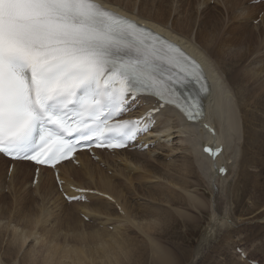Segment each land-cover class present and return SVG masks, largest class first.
Segmentation results:
<instances>
[{
  "label": "bare ground",
  "instance_id": "6f19581e",
  "mask_svg": "<svg viewBox=\"0 0 264 264\" xmlns=\"http://www.w3.org/2000/svg\"><path fill=\"white\" fill-rule=\"evenodd\" d=\"M96 1L102 3L106 8L152 28L168 40L184 47L202 64L206 77L210 80V84L206 87L208 91L200 96L204 107L202 122L188 121L177 110L166 107L158 116L159 124L155 130L156 135H154L156 138L147 142H155L159 145L160 140H158V137L161 134L175 138L176 142L180 141L181 143V141H184L189 155L182 160L180 170L187 172V174L191 170V173L194 172V176L203 178L208 184L209 190L213 192L220 190L223 196L227 195L226 192H228L229 188L225 187V181L229 180L231 182L235 180V187L238 183L244 182L245 186L241 185V187L243 188V195H245L244 188L250 185L251 179H254L252 187L257 191L256 194H251L257 198L256 200L259 199V203L263 202L258 196L255 173L250 170L258 167L257 160H244L241 162V158L245 132L244 120L249 117L255 120L256 131L260 122L264 124V120H261V116H258V107H261L260 110L264 111V55L253 58L258 54L264 53V47H251L246 51L240 49L233 54L232 47L217 51L215 47L206 46L212 44L214 37L216 40L230 39V41H237V44L246 45L245 39L250 34L246 32V27L249 26L250 20L257 19L259 15H261L260 21L263 24V28L258 33L253 32L255 26H252L253 29L249 30L252 35L263 37L264 14L262 11H264V4L251 6L249 3L252 0H215L218 5L220 4L227 8L226 13L229 14L230 21L234 23L233 30L230 31L226 26L217 27L215 18L205 17L199 28H197V34L192 36V31L196 28L197 18H194L188 10L183 13L185 16L180 12V7L184 8L186 0ZM209 1L191 0V3L193 8H196L197 12L202 15L207 5L212 9L219 7L217 4L215 6L210 5L211 2ZM175 5L177 6L176 10H174ZM174 12L177 13V19L170 22ZM186 13H190L191 16L186 15ZM182 22L184 27H181ZM218 32L221 33L220 38L219 36L217 37ZM244 34L246 35L244 36ZM231 35L234 36L233 40ZM229 76L232 77V82L229 80ZM248 88L252 90H247ZM248 94L254 97L260 96V100L249 98ZM249 99L252 100L249 105L253 109L251 115H248L243 110V106H248L247 102ZM203 122L208 124L214 132L212 133L210 129H206ZM174 131L177 133L176 137H174L175 134L173 135ZM259 142L257 131V134L252 135L247 142L251 147L249 150L250 154L257 155ZM205 144L222 145L224 150L216 160H213L210 156L203 153L202 150ZM170 145L165 146L170 151H166L164 157H159L161 161L160 167L151 163L149 155L154 151L150 149L145 153L141 151H122L114 156L104 154L99 162H94L86 154H82L80 167L67 164L61 169L62 177L66 182L65 189L70 185L85 189H95L110 195L114 202L99 195H88L87 203H75L64 207L62 202L58 200L61 199L63 201L64 199L59 193L53 173L50 170L42 172L38 184L33 190L34 169L29 163H16L11 178L7 183L4 172L7 171L9 162L0 156V264H17L19 262H17V258L25 248V253L20 257V263L18 264H27V262L29 264H38L39 262L40 264H125V261H130L138 253L139 256H135L136 261H133V263L139 264L143 258V255H141L142 250L136 247L137 253H135L134 240H132L133 238L130 235H125V225L135 227L152 243L149 247L151 249L149 259H151L153 264H156L153 259H158L162 264H185V260L181 255L182 251L170 253L159 246L160 243L162 244L159 235L157 242L155 237H153L155 236L154 233L150 232L153 226H159L166 220L167 212L165 211L163 216L159 215L156 220H151L149 214L153 204L146 202V206H141L132 201L136 195L140 197L138 193L140 188H142L141 192L152 201H156L159 198V200L167 202L169 204L167 205L172 207L177 203L171 195H168L172 190L167 186H164L168 190L167 193L159 190L154 192L151 187L146 185L147 190L145 191L142 185L138 186L143 182L139 183L137 181L139 184L135 186L134 183L137 182H134L135 178L132 177L133 175L131 176L132 171L135 173L140 172L141 175H138L139 181L145 180L149 183L152 182L151 180L168 178L173 186H179V182L174 178L175 169L174 171L170 170V167L175 166L179 160L174 158L168 163L165 162L167 157L175 154V150L172 148L174 143L173 146L171 145L172 147ZM163 148L164 144L161 149ZM153 155L155 154L153 153ZM102 163L104 164L103 168L100 166ZM222 166L227 169L225 176L220 175L218 172V169ZM113 168H115V171L112 170ZM119 169L130 171L126 172V180L124 174L118 173ZM110 170L113 171L111 175L109 174ZM119 172L122 171L119 170ZM29 181L31 186L26 188ZM189 184L190 182L186 180H183L180 184L186 195L183 200L202 212H204L202 209L205 208L212 215L211 221L213 219V224L211 227L223 230L224 226L228 224L227 218L217 216V213L220 214L218 208H213L208 204L213 202L212 200L207 198L203 200L196 192L188 191L192 187L186 188ZM4 190H8V193H5ZM131 192H134L133 196H128ZM30 193L33 194L32 197ZM139 197L135 198L138 199ZM256 206L259 209L257 210L258 215L262 213L260 211L264 210V202ZM81 215L90 217L92 222H85L81 219ZM178 215L185 220L195 218L188 214V211H180ZM137 216H139V219ZM4 221L6 222L3 223ZM219 222H221V225H219ZM113 225L117 228H114L115 232L111 233L107 228ZM65 232L66 234L63 235ZM69 233L71 236H68V238L67 234ZM8 235L9 237L6 240ZM214 235L215 232L210 230L206 234L204 242H207ZM101 236L104 240L111 239L113 243L101 245V243L97 242ZM30 238H33V242L37 243L32 244L33 242H30L27 246L28 241L31 240ZM5 241L6 245L4 247ZM45 241L46 246L40 244H45ZM121 242L125 243L124 247H122ZM126 242L129 243L131 248ZM39 244L43 247L45 246V250H43L45 253L41 257V261L38 257L39 254L42 255L37 248ZM3 247L5 251H2ZM189 254L187 252L185 258ZM234 262L236 264H246L248 261L243 262L237 255Z\"/></svg>",
  "mask_w": 264,
  "mask_h": 264
},
{
  "label": "snow or ice",
  "instance_id": "6c2138e0",
  "mask_svg": "<svg viewBox=\"0 0 264 264\" xmlns=\"http://www.w3.org/2000/svg\"><path fill=\"white\" fill-rule=\"evenodd\" d=\"M203 80L179 46L96 0H0V154L12 159L55 167L82 147H127L166 107L196 121L189 85L204 92ZM141 96L155 101L143 117L117 119Z\"/></svg>",
  "mask_w": 264,
  "mask_h": 264
},
{
  "label": "rangeland",
  "instance_id": "374dc122",
  "mask_svg": "<svg viewBox=\"0 0 264 264\" xmlns=\"http://www.w3.org/2000/svg\"><path fill=\"white\" fill-rule=\"evenodd\" d=\"M209 2H211L210 5L212 6H215L217 4L215 3V0H210ZM218 6H219L218 8L212 9L211 7L207 5V8L203 12V14L200 15V13L197 12L196 8H193V4L191 3V0H186L184 8L180 7V10H181L180 12H182L183 14L184 12L188 10L194 18H197V22L195 23L196 28L194 27L195 29L192 31L193 32L192 36H195L197 34V28H199L200 23L204 21L205 17L215 18V25L217 27L226 26V28L229 29L230 31L233 30L234 23L230 21V16L229 14L226 13L227 8L220 4ZM176 7L177 6L175 5L174 10H176ZM174 13L170 19V22L177 19L176 17L177 13L175 14ZM190 13H186V15L191 16ZM183 16L185 15L183 14ZM259 21H260L259 17L256 20H250L249 22L250 27L249 26L246 27V32L250 33L249 36L245 39L246 40L245 42H247L246 45L237 44V41H230V39L216 40V38L214 37L212 44L210 45L206 43L207 45H210L206 47H215L217 51H223V50L228 49V47H232L233 54L236 53L240 49H244L246 51L247 49L251 47H264V35L263 37L261 36L257 37L255 35H252V33L250 32V30L253 29L252 26H255V28L253 29L254 33H258L263 28V24H261L258 28H256L259 25L258 24ZM181 27H184L183 22L181 24ZM245 35L246 34H244V36ZM218 36L219 38L221 37L220 32L217 33V37ZM231 39L232 40L234 39L233 35H231ZM262 55H264V53L258 54L254 56L253 58H258V57H261ZM229 80H231V82L233 81L231 76H229ZM247 90H252V89L248 88ZM248 96L249 98H256L257 100H260V96L254 97L253 95H250V94H248ZM251 102L252 100L249 99L247 102L248 106L246 107L243 106V110L247 112L248 115H251V112L253 111V109L249 106ZM260 108L261 107H258V116H261V120L262 119L264 120V111L260 110ZM244 122H245V132H244V141L242 143L243 154H242L241 162L244 160L246 161L257 160L256 162H257L258 167L255 169L251 168L250 170L251 172L255 173V181L257 182V186H258L257 187L258 196L264 202V124L260 122L257 128L260 142L258 143L257 155H256L257 157H256L255 155L249 153V150L251 147L247 143L252 135L257 134V131L255 130L256 121L249 117V118H246ZM174 134H175L174 137H176L177 136L176 131L173 132V135ZM175 140H176L175 138H172L170 136L163 137L160 141L161 146L160 145L157 146L156 149L153 150L154 152H152V154L149 157H150L152 164L160 167L161 161L159 157L160 156L164 157V155H166L165 152L170 151L169 148H166L167 147L166 145L171 144L173 146V143H174V147H172L171 145L170 146L173 148V150H175V154H173L174 156L167 157V159H165V162L168 163L174 158L179 160L175 166L170 167L171 171H174L175 169L174 178H176L177 179L176 181L179 182V186H173L172 183H170L168 178L161 179V180H151L152 182H149V183L146 182L145 180H144L145 182L143 180L139 181L138 175H141V173L140 172L135 173L133 171L131 172V176L133 175L132 177L135 178L134 182H137V181L139 183L143 182L140 185H138L139 184L138 182L134 183L135 186L142 185L145 191L147 190L146 186L147 187L149 186L154 190V192L155 190L156 191L159 190L161 192H166V193L168 192V190L164 186H167L168 188L172 190V192L169 193L168 195H171V197L177 202L173 206L175 208H173L171 205L168 206L169 204L167 202L165 203V201L159 200V198H157L156 201H152L149 198H146L143 192H141L142 188H140L139 193H138L140 194V197L136 195L135 197H139V198L137 199L133 197L132 199V201H134L135 203H138V205H141V206H146V202H150L151 204H153L151 213L149 214V217L151 218V220H156L159 215L163 216L164 212L165 211L167 212L168 216L166 220L162 222L159 226H153L150 229V232L154 233L155 236L153 237H155L157 242H158V235H159V238L162 240V244L160 243L159 246H161L165 250H168L170 253H174L176 251H180V252L182 251L181 255L183 259L185 260V264H236L234 260L235 258H237V255L239 254L236 252L235 248L236 247L238 248L241 246L240 248L244 249L246 253L250 255L251 259L258 261L260 264H264V210L260 211L262 213L257 215V210L259 209L257 208L256 205L259 206L263 202L259 203V199L256 200L257 198L251 194V193L256 194V191H257L255 190L254 187H252L253 186L252 182L254 179H251L250 182L251 181L252 182L250 183V185L244 188L245 195H243V188L241 187V185L245 186V183L244 182L238 183V185L235 187V182H234L235 180L231 182H229V180L225 181V187H229L228 192H226L227 195H225L226 197L222 195V192L220 190H217V192H213L209 190L208 184L203 180L202 177L194 176V172L191 173V170H189V174H187V172L185 171L180 170L182 160L188 157L189 154L186 151V143L184 141H181V143L180 141L176 142L177 140L176 141ZM163 144H164V148L166 149L164 148L161 149V147H163ZM153 153L156 156L153 155ZM97 164H100V163H97ZM112 170L115 171V168H113ZM119 170H121L122 172H119ZM119 170H118V173L124 174L125 180H126L127 179L126 172H130V171L129 170L126 171L122 169H119ZM113 171L109 172L110 175L112 174ZM6 173L7 171L4 172V176H6ZM7 175L8 176H7L6 182H9V179L11 178V173H9L8 171ZM121 178L124 180L123 177ZM183 180L190 182V184L186 188H189L190 186H192L188 191L196 192V194L203 200L205 198L212 200L213 202H210L208 204L213 208L214 207L218 208L220 214L217 213V216H224L227 218L228 224L224 226L223 230L222 229L218 230L216 227H211V225L213 224V219L211 221L212 215L209 211H207L205 208L202 209L204 210V212H202L201 210H197L193 208L189 202H185L183 200V197L186 198L185 193L180 187V184ZM30 181L27 183L26 188L30 187ZM197 184H199V186H197ZM249 190L252 192H250ZM4 191L5 193H8V190H4ZM30 194L32 197L33 194L32 193ZM34 194L36 195L35 192ZM133 194L134 192H131V194H129L128 196H133ZM58 200L62 202L63 207L67 206L61 199H58ZM252 202L254 203L252 204ZM213 204H215V206H213ZM29 206H31V204H29ZM180 211L181 212L188 211V214H191L195 218H190V220H185L178 215ZM137 218L139 219V216H137ZM240 220H242V222H240ZM5 222L6 221H4L3 223ZM90 222H92L91 219H90ZM90 222H87V223H90ZM3 223L1 224L4 225ZM219 225H221V222H219ZM114 226L115 225H113L112 228L111 226H109L107 228L108 231L111 233L115 232L114 228H117V227L116 226L114 227ZM228 227H231V228H228ZM124 229H125L124 230L125 235L127 234L130 235L131 238H133L132 240H134L135 253H137L136 251L137 248L139 249L141 248L142 250L141 255H143L142 256L143 258L140 260L139 264H153L151 259H149V255L151 253V249L149 247L152 245V243L144 235H142L141 232L137 230L135 227L125 225ZM210 230L214 231L215 235L214 237L209 238L207 242H204V238H206V234ZM65 234L66 232L63 235ZM68 236H71V234L70 233L67 234V237ZM8 237L9 235L6 236V240L8 239ZM30 239H29L30 241H28L27 243V246L30 244V242L31 243L33 242V238H30ZM97 242L101 243V245L113 243L111 239L104 240L102 236L98 238ZM36 243L37 242H33L32 244H36ZM40 244L46 246V241H45V244L44 243H40ZM40 244L38 245L37 248L39 249V252L42 253V255L41 254L38 255L41 261L42 259L41 257H43L45 253V251L43 252V250H45V246L43 247ZM121 244H122V247H124L125 243L121 242ZM126 244L130 247L128 242H126ZM5 245H6V241L4 242V247ZM4 247L2 248V251H5ZM25 249L21 251V254H19L17 258V262L19 261L18 263H20V259H21L20 257H22L23 253H25ZM182 249H185V250H182ZM186 250H188L187 252L190 253L189 256L187 255V258H185L186 253H187ZM138 254H135V256L136 257L139 256ZM135 256L130 261H125V264H135L133 263V261L134 262L136 261ZM155 257L157 258L156 255ZM153 262L156 264H162L158 261V259H153ZM245 262L247 261L245 260ZM66 263H68V261H66ZM27 264H29V262H27ZM38 264H40V262ZM246 264H249V262H247Z\"/></svg>",
  "mask_w": 264,
  "mask_h": 264
}]
</instances>
